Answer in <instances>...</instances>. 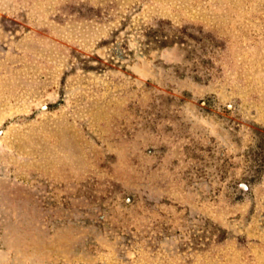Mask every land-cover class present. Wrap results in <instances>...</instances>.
<instances>
[{
  "label": "rangeland",
  "instance_id": "obj_1",
  "mask_svg": "<svg viewBox=\"0 0 264 264\" xmlns=\"http://www.w3.org/2000/svg\"><path fill=\"white\" fill-rule=\"evenodd\" d=\"M0 264H264V0H0Z\"/></svg>",
  "mask_w": 264,
  "mask_h": 264
}]
</instances>
